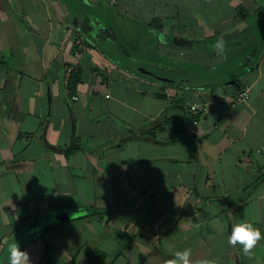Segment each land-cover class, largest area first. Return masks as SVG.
Returning a JSON list of instances; mask_svg holds the SVG:
<instances>
[{
    "label": "crops",
    "instance_id": "crops-1",
    "mask_svg": "<svg viewBox=\"0 0 264 264\" xmlns=\"http://www.w3.org/2000/svg\"><path fill=\"white\" fill-rule=\"evenodd\" d=\"M245 220L264 234V0H0V264L15 240L31 264H264L227 242Z\"/></svg>",
    "mask_w": 264,
    "mask_h": 264
},
{
    "label": "clouds",
    "instance_id": "clouds-1",
    "mask_svg": "<svg viewBox=\"0 0 264 264\" xmlns=\"http://www.w3.org/2000/svg\"><path fill=\"white\" fill-rule=\"evenodd\" d=\"M224 46L225 42L221 39L213 47L222 54ZM261 240H264L261 230L245 220L232 226L227 242L232 247L239 244L242 246L244 255L250 256ZM7 252V264H31L29 253L26 250L22 251L16 240L8 245ZM165 264H216V261L207 256L194 260L191 249H185L176 251Z\"/></svg>",
    "mask_w": 264,
    "mask_h": 264
},
{
    "label": "built area",
    "instance_id": "built-area-1",
    "mask_svg": "<svg viewBox=\"0 0 264 264\" xmlns=\"http://www.w3.org/2000/svg\"><path fill=\"white\" fill-rule=\"evenodd\" d=\"M118 0H110V4L111 5H115L117 3ZM249 93H250V87L248 85L242 86V88L238 91V93L234 96L233 98V102H238L240 100H244L247 99L249 97ZM78 96L74 95L73 99H77ZM190 111L193 113L194 117L193 120L196 123L197 120V116L199 115V113H203L206 110V107L204 106V104H189L188 105Z\"/></svg>",
    "mask_w": 264,
    "mask_h": 264
},
{
    "label": "water",
    "instance_id": "water-1",
    "mask_svg": "<svg viewBox=\"0 0 264 264\" xmlns=\"http://www.w3.org/2000/svg\"><path fill=\"white\" fill-rule=\"evenodd\" d=\"M143 72H146V73H148V74H152V72H148V71H143ZM155 75V74H154ZM156 76V78L157 79H160V80H163V81H169V82H171L172 80L171 79H169V78H165V77H161V76H158V75H155Z\"/></svg>",
    "mask_w": 264,
    "mask_h": 264
},
{
    "label": "trees",
    "instance_id": "trees-1",
    "mask_svg": "<svg viewBox=\"0 0 264 264\" xmlns=\"http://www.w3.org/2000/svg\"><path fill=\"white\" fill-rule=\"evenodd\" d=\"M189 110H190V109H189ZM200 114H201V113H199V115H200ZM199 115H198V116H199ZM198 116H197V117H198ZM193 117H194V115H193ZM197 117H196V118H197ZM197 119H198V118H197ZM95 255H97V254H95ZM98 255H99V254H98ZM98 255H97V256H98ZM97 256H95V257H97ZM93 258H94V256H93ZM97 258H98V257H97ZM97 260H99V259H97ZM99 261H100V260H99ZM99 261H93L92 263H93V264H97V262H99Z\"/></svg>",
    "mask_w": 264,
    "mask_h": 264
}]
</instances>
